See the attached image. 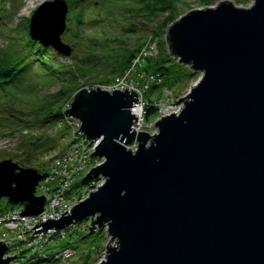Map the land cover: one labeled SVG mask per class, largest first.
Listing matches in <instances>:
<instances>
[{
    "label": "water",
    "instance_id": "1",
    "mask_svg": "<svg viewBox=\"0 0 264 264\" xmlns=\"http://www.w3.org/2000/svg\"><path fill=\"white\" fill-rule=\"evenodd\" d=\"M67 10L65 0L40 3L30 38L68 56L60 39ZM166 40L180 64L200 73L179 111L156 118L153 133L136 132V92L76 91L65 114L86 140H98L90 155L103 161L86 178L104 180L70 213L39 220L32 235L91 218L89 232L106 225L110 239L98 264H264V0L192 9ZM44 177L2 159L0 199L40 213L44 197L34 193ZM7 248L0 241V264L16 256L3 258Z\"/></svg>",
    "mask_w": 264,
    "mask_h": 264
},
{
    "label": "rangeland",
    "instance_id": "2",
    "mask_svg": "<svg viewBox=\"0 0 264 264\" xmlns=\"http://www.w3.org/2000/svg\"><path fill=\"white\" fill-rule=\"evenodd\" d=\"M44 1L46 0H0L1 63H6L5 59L10 62L24 57L21 59L22 70L15 69L10 83L0 87V160L11 158L19 165H28L25 167L37 165L46 167L51 157L64 147L70 131L67 125L69 116L65 114V110L70 107L76 91L82 87L108 88L109 85H101L95 81L98 77L95 74L100 69L108 79L112 77L117 79L120 75L118 71L111 73L105 61H95L94 67H91L92 71L88 70L89 73L85 74V71L81 70L79 77L74 76L75 67L86 63L84 60L92 59L94 56L91 52L99 51L97 49L93 52L92 49L105 42V39L109 43L101 44L103 45L101 48H106V52L121 46L131 48L136 43L143 44L140 51L142 56L143 54L157 56L155 59L141 61L144 68H148L149 63L167 62L168 56L178 62L170 54L166 40V31L174 20L192 9L213 7L222 1L231 2L239 7H246L253 2V0H65L68 5L66 28L60 39L71 47L70 54L65 56L50 46L32 40L28 34L29 17ZM174 14L175 19L160 28V24L166 23L165 19ZM152 34L156 35L153 41ZM28 40L37 43L27 45ZM183 66L191 71L188 66ZM119 68L121 69V66ZM136 69H132L123 81L127 85L133 84L139 88L143 95L142 100L158 99L159 104L165 102L166 85L153 86L148 78H141L138 75L137 70L140 68ZM186 77L182 76L174 86L173 84L167 86L173 90L172 102L177 107L181 106L178 99L197 82L200 73L193 72L190 77L189 75ZM116 79L110 86L117 82ZM74 84V88L77 87L75 92H61L62 86L68 85V88L63 89H71ZM146 84H149L150 88L143 90ZM57 109L63 114L54 115L53 112ZM148 121L151 122H147L144 130L151 132L154 129V119L150 118ZM135 143L127 147L134 149ZM83 177L84 173H81L75 182L81 184ZM100 181L101 179L98 183ZM34 194L38 195V190H35ZM3 205H6V198L0 199V206ZM82 222L86 224V220ZM85 233L88 234L84 236ZM107 243L108 238L104 229L56 237L47 246L46 251L52 253L65 245H71L76 251L74 255L63 261L35 264H98L105 253L106 245L109 244Z\"/></svg>",
    "mask_w": 264,
    "mask_h": 264
},
{
    "label": "built area",
    "instance_id": "3",
    "mask_svg": "<svg viewBox=\"0 0 264 264\" xmlns=\"http://www.w3.org/2000/svg\"><path fill=\"white\" fill-rule=\"evenodd\" d=\"M143 55L144 56H142L141 52L135 57L131 64V68H129L123 75L119 76L116 79L117 82L112 85L116 86L118 89L123 90L124 87L137 93V102H139L138 106L141 107L142 111L136 116L137 118L133 123V128L136 132L146 131L144 130L146 124L151 121H147L145 118L146 114L144 108L146 106V101L142 100L143 98L141 97H143V95L140 89L133 84L127 85L123 80L129 75L132 69L134 70L139 67L141 61L149 56L146 54ZM147 78L149 82L157 79L154 75H149ZM148 85L149 84L144 85V88L142 89H147ZM112 86H110L109 89L112 88ZM171 94L172 93L169 91H165L164 96L167 100L162 104H159L158 100L155 101L154 105L157 108V112L156 116L152 117L151 120L154 119L155 121L156 118L179 111L181 106L177 107L176 104L172 102L173 98ZM136 104L137 103H133L131 107L132 113H134L133 109ZM67 125L70 131L68 133L66 144L59 153L51 157L45 170L43 172L40 171L41 173H45V177L38 182L36 190H38L39 196L44 197L42 211L34 215L23 214V203L14 205L6 203L10 206L7 208H2L1 206L0 208V241L8 247L7 251L3 254V258L16 255L9 264H35L39 263L38 261L40 259L45 258H53L62 261L67 260L74 255L76 252L75 248L71 245H67L60 250L48 253L46 249L50 242L56 237H64L71 233L77 234L80 231L89 232L91 218L86 219V224L82 221H73L70 225L59 230L49 228L43 232V228H40L39 232L32 235L34 229H31V227L39 220L40 222H43L47 219H58L62 213L66 211L67 213H70L74 205L84 200L89 192L95 190L104 180L102 177H98V180L93 181L90 185H82L75 182L77 176L81 173H84L82 180L85 179L86 174L91 168L99 165L103 161V158L90 155L95 151L98 140H86L84 133L79 130L80 122L77 119L69 117ZM154 131L155 127L150 133H153ZM100 179L101 181L98 183ZM98 229L99 228L96 226L94 231ZM103 229L109 242L110 239L106 233V225ZM103 257L104 253L102 258Z\"/></svg>",
    "mask_w": 264,
    "mask_h": 264
},
{
    "label": "trees",
    "instance_id": "4",
    "mask_svg": "<svg viewBox=\"0 0 264 264\" xmlns=\"http://www.w3.org/2000/svg\"><path fill=\"white\" fill-rule=\"evenodd\" d=\"M150 7V6H148ZM175 19V14L172 16L170 15L169 17H167L165 20L167 21L166 23H161L160 24V28L164 27V25L169 24L170 22H172ZM165 22V21H164ZM78 24V23H77ZM156 35L152 34V41L155 40ZM95 42V40H93ZM33 43H37L36 41H32V40H28L27 45L28 44H33ZM109 42L107 41V39H105V42H102L101 44H108ZM99 45L97 48H93L92 51H96L97 49L99 50L98 52H91V55L94 56L92 59H88L89 61H83L86 63L80 64L78 67H75V77H79L81 74V70L85 71V74L89 71H92L93 69V65L95 64V61L97 62H104L106 63V67L110 68L109 71H111V73L113 71H118L119 72V76H121L123 73H125L130 65L133 62V59L135 57H137L143 47V44H135L133 45L131 48H126L125 46H121V47H117L111 50V52H106V48H101V46L103 45ZM41 46V45H40ZM88 46V45H87ZM107 46V45H104ZM85 49L88 51V48L85 47ZM105 49V50H104ZM104 50V52H102ZM158 54V53H157ZM6 55V54H5ZM167 57V56H165ZM24 57H20V59H14L11 60L10 62L7 61V59H5L6 63H1V59H0V87L3 86V84L6 83H10L9 80H12L10 78L13 77L14 73H12L15 69L16 70H22V66H21V59H23ZM157 58V56H147L144 58V60H151V59H155ZM168 61L167 62H155L153 64L149 63L148 68H144L142 66V63L139 67H137V72L138 75L141 76V78L143 77H148L149 75H154L157 77V79L155 81H150L152 82L154 85H166V90L165 91H169L170 93H173L169 87L167 86H171L173 84V86L178 83L181 80V77L184 76L186 77L187 75H189V77L193 74V72H191L189 69L185 68L183 65H181L180 63L174 61L173 59L169 58V56L167 57ZM167 60V59H164ZM121 66V69L119 68ZM92 67V68H91ZM187 69V71L185 69ZM182 69V70H180ZM104 70V69H103ZM102 70L100 69L97 74L98 77L95 81H98L97 83L101 84V85H109L112 83V81H114V79H116V77H112V79H108L105 76V73L101 72ZM89 73V72H88ZM109 73V74H111ZM84 74V73H83ZM118 76V77H119ZM187 78V77H186ZM159 80V81H158ZM144 84V82H143ZM75 84L71 87V89H63V88H68L69 86L67 85L62 86V93H66L68 91H74L76 88H74ZM148 88H150V86L148 85ZM147 88V89H148ZM77 90V89H76ZM75 92V91H74ZM158 100V99H157ZM146 101V106L144 108L145 110V118L148 121L150 118L155 117L156 116V112H157V108L154 105L156 100H145ZM54 115L57 114H63L61 112V110L57 109L55 112H53ZM52 116V115H51ZM46 118L48 117V115L45 116ZM23 166H28L26 164H23ZM36 167L38 169V171H44L45 167L44 166H33ZM98 180L97 178H85L81 181L82 185H90L93 181ZM10 205H3L2 208H7ZM1 208V206H0ZM87 232V231H86ZM88 233H85L84 236H86ZM83 236V237H84ZM67 245L63 246L66 247ZM62 247V248H63ZM61 248V249H62ZM87 259V257H86ZM55 259L53 258H45V259H40L38 262H47V261H54ZM27 264H31V263H27Z\"/></svg>",
    "mask_w": 264,
    "mask_h": 264
},
{
    "label": "bare ground",
    "instance_id": "5",
    "mask_svg": "<svg viewBox=\"0 0 264 264\" xmlns=\"http://www.w3.org/2000/svg\"><path fill=\"white\" fill-rule=\"evenodd\" d=\"M110 87V86H109ZM108 87V88H109ZM107 88V87H106ZM112 88H117L116 86H112ZM112 88H110V89H112ZM138 100V99H137ZM137 100L134 102V104L135 103H137L136 105H135V108L133 109V114H136V116H138L140 113H141V111H142V109H141V107L140 106H138V103L139 102H137Z\"/></svg>",
    "mask_w": 264,
    "mask_h": 264
}]
</instances>
